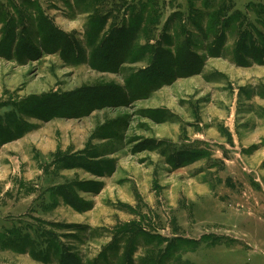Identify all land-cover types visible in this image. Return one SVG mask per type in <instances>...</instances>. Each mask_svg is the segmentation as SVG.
Instances as JSON below:
<instances>
[{"label":"rangeland","instance_id":"obj_1","mask_svg":"<svg viewBox=\"0 0 264 264\" xmlns=\"http://www.w3.org/2000/svg\"><path fill=\"white\" fill-rule=\"evenodd\" d=\"M0 264H264V0H0Z\"/></svg>","mask_w":264,"mask_h":264},{"label":"trees","instance_id":"obj_2","mask_svg":"<svg viewBox=\"0 0 264 264\" xmlns=\"http://www.w3.org/2000/svg\"><path fill=\"white\" fill-rule=\"evenodd\" d=\"M125 31V30H124ZM123 32V31H122Z\"/></svg>","mask_w":264,"mask_h":264}]
</instances>
